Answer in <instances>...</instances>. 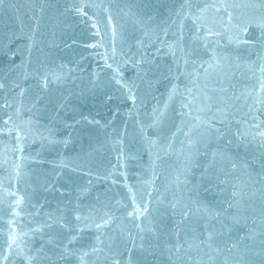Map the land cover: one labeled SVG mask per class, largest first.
<instances>
[{"label": "water", "instance_id": "1", "mask_svg": "<svg viewBox=\"0 0 264 264\" xmlns=\"http://www.w3.org/2000/svg\"><path fill=\"white\" fill-rule=\"evenodd\" d=\"M0 264H264V0H0Z\"/></svg>", "mask_w": 264, "mask_h": 264}, {"label": "snow or ice", "instance_id": "2", "mask_svg": "<svg viewBox=\"0 0 264 264\" xmlns=\"http://www.w3.org/2000/svg\"><path fill=\"white\" fill-rule=\"evenodd\" d=\"M73 239H74V237L73 238H70L69 239V243H71ZM65 247H67V246H65Z\"/></svg>", "mask_w": 264, "mask_h": 264}]
</instances>
